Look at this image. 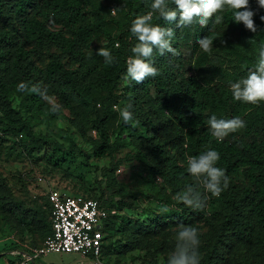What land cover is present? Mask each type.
<instances>
[{
	"label": "trees",
	"instance_id": "trees-1",
	"mask_svg": "<svg viewBox=\"0 0 264 264\" xmlns=\"http://www.w3.org/2000/svg\"><path fill=\"white\" fill-rule=\"evenodd\" d=\"M152 2L0 0V141H12L19 153L30 160L38 153L42 156L39 160L47 166L67 168L73 162L72 151L55 139L36 133L21 110L31 107L56 118L63 110L77 114L78 108L82 129L95 132L90 140V155H81L85 160L109 159L107 167L101 169L105 187L99 189L98 196L68 193L94 199L106 210L99 255L103 250L125 254L144 248L150 236L161 233L160 243H166L159 248L165 251L166 260L175 247L176 224L197 222L204 228L199 232L201 264H264V102L252 105L235 101L230 91V85L245 78L258 60V49L264 45V22L260 20L264 9L258 7L256 0H249L256 12L253 17L256 33L246 30L243 24L233 23V10L227 7L217 13L223 16L221 24H213V17L205 27L194 23L178 29L154 12L153 24L175 29L171 43L176 54L155 55L154 66L160 74L139 84L130 81L117 94L119 82L126 75L127 58L137 43L130 32L131 23L137 16L152 11ZM168 2L174 7L171 0ZM52 26L57 27L50 29ZM205 36L218 38L209 54L221 60L233 59L235 71L215 67L210 55L203 54L196 41ZM15 39L22 44L17 46ZM46 44L56 47L63 56L48 55L42 65L34 64L29 53ZM26 46L31 48L25 51ZM99 48L110 50L115 63L106 65L104 58L96 54ZM198 65L210 70V78L198 77L195 71ZM214 73L218 74L217 79L213 78ZM20 82L47 89L60 110L51 112L50 103L38 94L17 92ZM13 94L19 96L16 107L11 99ZM129 104L133 119L125 123L118 109ZM140 108L143 119L138 113ZM212 114L225 119L239 116L246 126L218 142L207 123ZM163 130H174L177 134L167 137L161 134ZM124 131L136 136L140 146L145 147L143 157L137 161L145 175L140 182L145 190L139 193L145 200L162 199L163 191L171 195L189 186L196 187V180L187 171L186 156L199 155L207 147L219 153L217 166L226 170L228 187L219 197L209 196L202 209L170 202L164 196L165 202L175 204L179 212L175 220L158 215L147 224L121 220L118 229H114L118 222L116 213L136 206L138 195L126 192L114 177L120 161L114 160L113 155L123 142ZM175 139L180 146L170 153ZM156 178L160 179L159 187L154 185ZM200 191L203 192L202 187ZM0 201V217L15 232L11 220L15 202L1 177ZM43 201L45 210L35 203L24 210L30 219L28 231L38 233L42 241L50 234V204L44 196ZM116 234L123 240L117 248L110 243L104 245V240ZM259 245L256 259H248V250ZM29 250L12 249L7 253ZM18 258L10 255L6 264H15Z\"/></svg>",
	"mask_w": 264,
	"mask_h": 264
},
{
	"label": "rangeland",
	"instance_id": "rangeland-1",
	"mask_svg": "<svg viewBox=\"0 0 264 264\" xmlns=\"http://www.w3.org/2000/svg\"><path fill=\"white\" fill-rule=\"evenodd\" d=\"M56 27L57 26H52L50 29H55ZM209 38L213 39V48V46L218 43V38ZM13 41L17 46L22 44V41L19 39ZM15 48L16 47H14V49ZM30 48L31 46H26L24 50L27 51ZM57 50L56 47L46 44L40 49H36L35 52L29 53V56L33 59L34 64L42 65L48 55L59 53L60 57L63 56ZM209 53L210 52L203 51V54L206 56L210 55ZM210 57L212 61L216 62L215 67L217 68L220 67V69L227 70L228 72L235 71V68H237L233 59L221 60L219 56H214L213 53H211ZM195 71L198 77L204 76L205 78H210V70H206L204 65H198ZM214 74L213 78H216L218 74ZM124 77L125 75L122 76L116 89L117 94L122 91L123 87L130 83V80H126ZM11 99L13 106L16 107L19 103V96L13 94ZM75 112H77L78 115L63 110L58 117L53 118L31 107L28 110H21L23 118L28 120L36 133L55 139L58 143L63 145L64 148L72 151L73 162L67 168L54 169L47 166L44 162L39 160L42 156L38 153L30 160L25 155L19 153L18 148L12 141L7 139L0 141V177L8 189L11 200L13 199L15 202L14 207L11 209V220L16 229L15 232L12 231L7 225L8 222L5 223L0 217V264H6L8 261L7 259L10 258V255L7 253L8 250L20 248L33 249L42 243V238L38 233H31L28 231L30 219L24 213V210L31 207L34 203L40 205L42 207L41 210H45L43 208L45 203L42 194L48 188V183H55L56 186L60 187L66 193L74 194L86 192L93 196H98L99 189L105 187L104 180H101V169L107 167L109 159L104 158L96 160L89 158L85 160L83 158L81 154L90 155L91 153L90 140L95 137V132L90 128L82 129L83 127L80 123L82 117L80 109L77 108ZM138 113L143 119L141 108L138 109ZM164 133L167 137H172L177 134L174 130H168V132L164 130L161 131V134L164 135ZM123 137L122 144H120L119 149L113 155L114 160L120 161L114 173V177L116 182L121 185L126 192H136L138 195L135 203L136 206L116 213L118 222L114 226V229H118L121 220L138 221L147 224L149 219H152L155 215L175 220L179 212L175 209V204L168 205L165 202L164 196H168L170 202L174 201L177 203L178 201L174 199L177 193L169 195L168 191H163L164 196L159 200H145L139 195L141 191L145 190V185L140 183L141 178L145 177V175L142 169L138 167L137 161L143 157L142 153H145V147L140 146V140L127 131H124ZM159 139L163 140L164 138L160 137ZM172 142L173 147L169 148L170 153L176 152V148L180 146V141L178 139ZM178 161L182 164L181 160ZM38 177L43 181L38 182ZM154 185L159 187V178L155 179ZM183 190L184 189L179 192ZM1 203L2 201H0V205ZM162 205L168 206L169 211L167 213L161 212ZM189 226L196 227L199 232L204 231V228L197 222ZM160 237H163L161 233L150 236L147 246L132 250L125 254H114L111 251L103 250L97 258L90 260L77 253H49L36 259L35 264H166V260L163 257L165 251L159 248L160 244L161 247H164L166 241L160 243ZM119 242L122 243L123 240L120 238V234H116L104 240L103 243L104 245L110 243L117 248ZM260 247L259 245L256 248L249 249L247 255L248 259H256V252L258 253L260 251Z\"/></svg>",
	"mask_w": 264,
	"mask_h": 264
},
{
	"label": "clouds",
	"instance_id": "clouds-1",
	"mask_svg": "<svg viewBox=\"0 0 264 264\" xmlns=\"http://www.w3.org/2000/svg\"><path fill=\"white\" fill-rule=\"evenodd\" d=\"M256 3L260 9H264V0H256ZM171 4L174 7L169 4L168 0H153L152 11L137 16L132 21L130 32L136 38L137 43L131 48L132 54L128 56L126 61V75L124 77L126 80L139 84L149 77L158 76L160 73L154 66V56L176 54L171 43L175 29L153 24L154 12H158L164 21L174 24L175 28L178 29L194 23L205 27L213 17V24H221L223 16L217 15V13L224 12L227 7L233 10V23L243 24L249 32H257L253 19L256 12L251 9L249 0H171ZM115 11L116 9L112 13L115 14ZM260 20L264 22V16H261ZM196 43L203 51L209 52L213 45V39L205 36L197 39ZM116 46L119 47V45ZM96 54L104 58L106 65L115 63V58L107 48H99ZM16 91L38 94L50 103L51 112L56 113L60 110L61 106L47 94V89H42L38 84L30 85L26 82H20ZM230 91L235 101L252 105L264 102V45L259 47L258 60L253 67L248 69L247 76L232 83ZM130 108L131 105L129 104L118 109L120 117L125 123L133 119ZM207 123L211 135L218 142L223 141L230 133L246 126L245 121L239 116L225 119L218 118L216 114H212ZM219 159V153L210 147H207L199 155H187V171L194 177L197 186H189L178 192L174 199L192 209H202L209 196L219 197L229 183L226 170L217 166ZM201 187L203 192L199 190ZM168 211L167 205L161 206V212L167 213ZM175 240V247L168 254L166 264H201L200 234L196 227L178 225Z\"/></svg>",
	"mask_w": 264,
	"mask_h": 264
},
{
	"label": "built area",
	"instance_id": "built-area-1",
	"mask_svg": "<svg viewBox=\"0 0 264 264\" xmlns=\"http://www.w3.org/2000/svg\"><path fill=\"white\" fill-rule=\"evenodd\" d=\"M37 181L43 180L38 177ZM42 196L50 204V234L39 247L28 252H10L9 255L13 257L19 256L15 264H33L36 259L49 253H77L82 257L97 258L106 210L96 200L68 194L55 183H48Z\"/></svg>",
	"mask_w": 264,
	"mask_h": 264
}]
</instances>
